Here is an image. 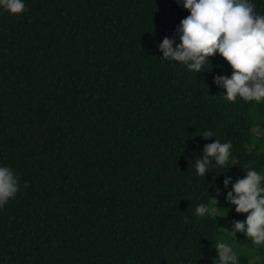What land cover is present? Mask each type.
<instances>
[{
	"label": "trees",
	"instance_id": "16d2710c",
	"mask_svg": "<svg viewBox=\"0 0 264 264\" xmlns=\"http://www.w3.org/2000/svg\"><path fill=\"white\" fill-rule=\"evenodd\" d=\"M24 3L0 8V166L20 184L0 208V264H219L220 240L264 264V246L231 232L247 214H195L227 197L226 177L264 172V102L223 99L214 78L232 68L218 53L200 73L162 59L182 2ZM215 139L239 164L201 177Z\"/></svg>",
	"mask_w": 264,
	"mask_h": 264
},
{
	"label": "clouds",
	"instance_id": "9594fccd",
	"mask_svg": "<svg viewBox=\"0 0 264 264\" xmlns=\"http://www.w3.org/2000/svg\"><path fill=\"white\" fill-rule=\"evenodd\" d=\"M181 2L190 15L177 27L179 44L167 37L159 44L162 59L179 62L189 71L200 73L206 71L205 65L218 53L232 68L230 77L214 78L216 85L226 89L223 99L233 103L238 98L249 103L264 102V15L257 14L255 4L251 0H177ZM0 8L14 15L28 11L24 0H0ZM201 136L208 140L214 133L204 131ZM231 149V142L215 139L206 144L203 158L195 162L196 173L206 176L213 161L228 168L238 165ZM229 184L232 189L227 192V201L237 213L247 214L245 220L233 221L232 234L243 233L254 245L264 246V172L247 169L246 175L235 183L226 177L225 188ZM19 190V177L9 167L0 166V208L14 199ZM212 198L215 207L201 203L195 209L197 216L218 214L219 201ZM214 246L219 264H239L238 254L230 244L220 240Z\"/></svg>",
	"mask_w": 264,
	"mask_h": 264
},
{
	"label": "rangeland",
	"instance_id": "374dc122",
	"mask_svg": "<svg viewBox=\"0 0 264 264\" xmlns=\"http://www.w3.org/2000/svg\"><path fill=\"white\" fill-rule=\"evenodd\" d=\"M216 198L218 199L219 203H218V207L219 206H227V205H231L230 202L227 201L226 197L223 196L222 194H218L216 196ZM215 201H214V205H215Z\"/></svg>",
	"mask_w": 264,
	"mask_h": 264
}]
</instances>
